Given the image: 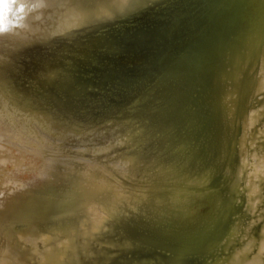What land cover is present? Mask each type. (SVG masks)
<instances>
[{
  "label": "water",
  "instance_id": "95a60500",
  "mask_svg": "<svg viewBox=\"0 0 264 264\" xmlns=\"http://www.w3.org/2000/svg\"><path fill=\"white\" fill-rule=\"evenodd\" d=\"M0 264H264V0H0Z\"/></svg>",
  "mask_w": 264,
  "mask_h": 264
}]
</instances>
